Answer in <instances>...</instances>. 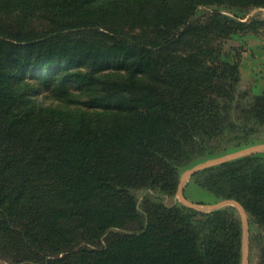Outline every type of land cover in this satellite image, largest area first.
Returning a JSON list of instances; mask_svg holds the SVG:
<instances>
[{
	"label": "trees",
	"instance_id": "trees-1",
	"mask_svg": "<svg viewBox=\"0 0 264 264\" xmlns=\"http://www.w3.org/2000/svg\"><path fill=\"white\" fill-rule=\"evenodd\" d=\"M255 7L264 0H0L1 259L241 264L235 207L164 198L197 159L264 134V91L240 88L242 48L226 46L264 38V18L227 11ZM192 180L243 206L264 264V151Z\"/></svg>",
	"mask_w": 264,
	"mask_h": 264
},
{
	"label": "rangeland",
	"instance_id": "rangeland-1",
	"mask_svg": "<svg viewBox=\"0 0 264 264\" xmlns=\"http://www.w3.org/2000/svg\"><path fill=\"white\" fill-rule=\"evenodd\" d=\"M227 11L228 13L232 15H237L239 17L255 16V17L264 18V8L262 7H255L252 9L231 8L230 10H227ZM203 12H204V9L201 8L197 15H201ZM237 41L239 43H237ZM259 41L260 42L263 41V43L262 44L260 43L259 45L257 43ZM230 44H235L239 48H242L239 67H240V64L244 62L246 55H249L252 60H257L254 66L253 64L246 65L247 69L252 67V70H255L254 73L246 69L242 70L243 75H242V81L240 85L241 88L250 89L251 92L257 93V94L263 92L264 91V38L261 35L242 34V35L234 36L233 39H229L228 43H226V46H229ZM258 65L260 66L259 68L257 67ZM38 98L43 99L45 103L52 102L51 98H49L46 92H43L40 95H38ZM260 145H264V134L262 135V138L258 140L255 144L249 145L244 148L260 146ZM235 151H230L226 153L222 152V153H218L216 155L210 156L208 158L197 159L190 167L185 168L181 171L180 177L183 176V179H182L183 183L186 180V177L188 176V175L184 176V174L188 170H190L193 166H196L197 164L207 161L209 159L210 160L217 159L219 157H222L224 155H227ZM260 151H263V150H260ZM182 187H183L182 196H180L177 193L174 196H166L164 198L165 203L168 205H171L177 201L179 202L191 201V202L200 203L206 206V205H211V204H214L215 202L220 201V199H212L211 197H209L208 193L199 189L193 182L192 176L188 178V180ZM246 219H247L248 231L246 232L247 252H246L245 264H256L257 257H258L257 256L258 247L254 243L251 244L250 238L256 231H258L259 227L256 223L252 222L251 219H249L247 215H246ZM0 264H12V263L4 261L0 257Z\"/></svg>",
	"mask_w": 264,
	"mask_h": 264
},
{
	"label": "water",
	"instance_id": "water-1",
	"mask_svg": "<svg viewBox=\"0 0 264 264\" xmlns=\"http://www.w3.org/2000/svg\"><path fill=\"white\" fill-rule=\"evenodd\" d=\"M260 150L264 151V145H260V146H254V147H248V148H242L239 149L235 152L229 153L227 155H224L222 157H219L217 159L214 160H207L204 161L202 163L197 164L196 166H193L190 170H188L184 176L186 177V180L182 181L183 176L179 178V184H178V188H177V194H179L180 196H182V186L186 183V181L188 180V178L190 176L193 175L194 172L211 166V165H215V164H219L222 163L224 161H228V160H232L244 155H248L251 153H255V152H259ZM182 184V185H181ZM186 206L192 207L194 209H197L199 211H210L216 208H220L226 205H232L233 207H235L237 209V211L239 212L240 215V221H241V225H242V243H241V264H245L246 262V252H247V236H246V232L248 231V225H247V219H246V212L243 208V206L236 200L234 199H223L220 200L218 202H215L214 204L211 205H202L200 203H196V202H191V201H187V202H181Z\"/></svg>",
	"mask_w": 264,
	"mask_h": 264
},
{
	"label": "crops",
	"instance_id": "crops-1",
	"mask_svg": "<svg viewBox=\"0 0 264 264\" xmlns=\"http://www.w3.org/2000/svg\"><path fill=\"white\" fill-rule=\"evenodd\" d=\"M237 43H239V42L237 41ZM257 43L260 45V43L262 44L263 41L262 42L259 41ZM256 61L257 60H252L249 55H246L244 62H242V64H240V67H239V70L241 72L240 73L239 86L241 85V81H242V75H243V71L242 70H245L246 69V70L254 73L255 70H252V67H250V68L247 69V66L246 65L253 64V66H254L256 64ZM257 67L259 68L260 66L258 65ZM258 83H260V82H258ZM240 88H241V86H240Z\"/></svg>",
	"mask_w": 264,
	"mask_h": 264
}]
</instances>
